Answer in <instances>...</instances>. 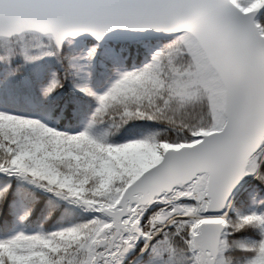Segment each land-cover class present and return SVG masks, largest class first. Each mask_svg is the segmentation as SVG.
Instances as JSON below:
<instances>
[{"label":"snow or ice","instance_id":"1","mask_svg":"<svg viewBox=\"0 0 264 264\" xmlns=\"http://www.w3.org/2000/svg\"><path fill=\"white\" fill-rule=\"evenodd\" d=\"M0 264H264V0H0Z\"/></svg>","mask_w":264,"mask_h":264},{"label":"trees","instance_id":"2","mask_svg":"<svg viewBox=\"0 0 264 264\" xmlns=\"http://www.w3.org/2000/svg\"><path fill=\"white\" fill-rule=\"evenodd\" d=\"M37 212H39V208L37 209Z\"/></svg>","mask_w":264,"mask_h":264}]
</instances>
